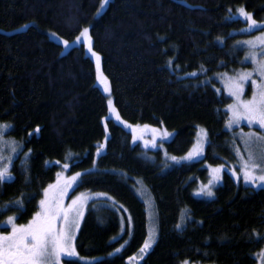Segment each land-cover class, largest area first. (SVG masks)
I'll return each mask as SVG.
<instances>
[{"label": "trees", "instance_id": "obj_1", "mask_svg": "<svg viewBox=\"0 0 264 264\" xmlns=\"http://www.w3.org/2000/svg\"><path fill=\"white\" fill-rule=\"evenodd\" d=\"M101 3L0 0V125H10L8 136L22 145L14 179L0 185V207L11 209L0 214V224L8 216L18 224L31 220L60 170L49 162L59 161L71 164L70 173L84 172L73 194L105 193L127 211L122 224L102 200L88 205L75 244L80 258H101L90 264H127L143 247L148 218L136 179L148 186L158 214V238L139 264H258L264 188L237 184L226 172L213 199L193 190L209 180L205 165L235 161L226 130L231 98L205 78L251 66L243 45L248 34L234 33L246 22L231 17L244 8L264 22V0H111L104 11ZM84 28L120 116L175 132L166 142L172 156L185 155L197 127L206 128L203 159L163 170L161 151L154 162L142 156L132 134L110 116L88 43L64 53L49 35L73 41ZM21 199L26 212L16 210ZM64 264L88 263L67 258Z\"/></svg>", "mask_w": 264, "mask_h": 264}, {"label": "snow or ice", "instance_id": "obj_2", "mask_svg": "<svg viewBox=\"0 0 264 264\" xmlns=\"http://www.w3.org/2000/svg\"><path fill=\"white\" fill-rule=\"evenodd\" d=\"M109 3V0H102L101 9ZM239 14L248 21L249 30L257 28L258 24L252 18L250 13H247L244 8H240ZM100 13L98 12L97 15ZM24 27H27L25 25ZM82 38L88 43V50L96 59V68L98 78L104 85L106 91H110L106 77L100 74V56L92 51V40L89 35V28H84L76 38V42H81ZM249 48V55L246 59H250L255 65L253 72H241L236 77H227L226 87L229 96L234 98V102L228 105V110L231 112L228 127L233 124H239L241 121H247L249 125L258 124L261 129H264V35L257 37L255 41H244ZM65 46L68 41H64ZM257 49H260L258 52ZM258 56L260 57L258 59ZM253 73L257 75V79H253ZM194 75V74H193ZM226 76V74H225ZM251 80L252 96L251 99H242L244 93V85ZM108 104L112 106V100H108ZM119 120V116L116 117ZM0 128V135L3 129ZM131 127V125H129ZM39 131V129H37ZM134 131H139V126ZM155 134L158 130L152 129ZM167 136V132L161 133ZM206 136V133H205ZM137 138L134 136V139ZM251 141L258 142L261 147L260 161H264V135H258L255 132L246 134L245 143ZM153 146H155L153 144ZM12 152H16V148H12ZM202 152L201 148H195L189 152L184 159H192L194 156H199ZM99 154V152L97 153ZM26 156L28 154H25ZM176 160V157H172ZM26 161H22V164ZM59 164V161H56ZM12 166V158L4 157L0 152V185L5 181H12L14 177L11 175L10 168ZM63 169L69 167L64 164ZM91 171V170H89ZM215 173H219L222 169H214ZM242 173L243 180L246 184L256 186H264V166L258 162L257 158L250 151L247 160L242 158ZM55 183L48 184L43 189V199L39 201V210L35 212L31 220L25 224H18L17 216H8L0 229H6L10 226V231L6 233L0 231V264H61L62 257H78L79 253L76 249L75 235L79 230L80 221L83 219L84 211L89 197L81 193L79 196L71 200L67 206L64 205V200L68 198V192L82 183L83 174L76 172L69 178H65L62 173H57ZM237 180L240 176L233 171ZM218 177H214V180ZM213 181L209 182L211 185ZM204 194L212 196L211 187L201 189ZM17 211L26 212L24 209L23 199L15 201ZM7 205L0 207V214L9 211ZM19 218H22L19 217ZM151 238V237H150ZM154 242V241H153ZM151 244L145 242L144 247L140 250L143 254L146 249L150 248ZM120 251V249H117ZM259 264H264V249L257 253ZM81 259H84L81 257ZM184 264H188L187 261Z\"/></svg>", "mask_w": 264, "mask_h": 264}, {"label": "rangeland", "instance_id": "obj_3", "mask_svg": "<svg viewBox=\"0 0 264 264\" xmlns=\"http://www.w3.org/2000/svg\"><path fill=\"white\" fill-rule=\"evenodd\" d=\"M110 1L111 0H109V2ZM106 6H104L101 11H104ZM239 9L240 8L237 9V12H235L231 18L242 19L243 21L246 22V26L239 31H235L234 33L239 32V33L248 34V37H246L244 39V41H255L257 37L264 35V22L257 21L258 27L249 30L248 21L243 16H241L239 14V11H238ZM49 35L53 40L62 44L64 53L68 52L74 46H79L80 44L85 43V41H86L82 38L81 42H76V39H75L73 41H68V45L65 46V44H64L65 40L64 39L60 38L58 35H56L52 32L49 33ZM243 45L247 50V54H246V57H247L249 55V48L245 43H243ZM257 51L259 52L260 49H257ZM259 58L260 57L258 56V59ZM245 61L250 63L251 66L245 67V68H240L238 71L233 72V73H222V74L209 75L205 78V80L207 82H211V80H216L220 86V87L216 86L217 90L219 92H221L223 90V92L227 96H229L228 89L226 87L227 77H236L237 74L241 73V72H253L255 65L252 63V61L250 59L245 58ZM205 72H206L205 69H202L201 71L194 72L193 74L194 75L205 74ZM225 74H226V76H225ZM252 78L257 79V82L259 83V79L257 78V75L255 73H253ZM100 84L105 89L104 85L101 82H100ZM108 85H109V83H108ZM252 91H253L252 82H251V80H249L244 85V93H243L242 99H251ZM105 92H106L108 100L109 99L112 100V106L111 107L109 106L111 118L116 123L121 125L123 128H125L128 132H130L132 134L133 142L140 145V147L142 148V156L144 158H146L150 161H153V162L157 161L158 157H157L156 152L161 151L163 154V159H164V161L162 162L163 170L170 169L174 166H180L182 164L195 162V161H198V160H201L204 158L205 153H206V147L208 144V132H207L206 128H204L202 126L197 127L194 144H193L192 148L185 155H183V156H172L166 152V142L173 138L175 132L170 131L164 127L154 126V125H150V124H140V123L135 124V123H130V122L124 120L120 116L118 110L115 107L111 92L106 91V90H105ZM229 97L231 98L230 104H232L234 102V98L231 96H229ZM226 111L228 112V116H229L227 124H226V130L229 131L233 136V151H234V155H235V161L234 162L227 161L226 163H222V164L217 165V166H212V165H208V164L205 165V167L208 169V172H209V180L206 183H200L197 186V188H195L193 190V195L197 198L213 199L215 197V189L223 183L224 174L226 172L231 174V176L233 177L234 181L237 184L250 186V187H253L255 189L264 188V186L258 187L256 185H253L250 183L246 184L243 180V173H242V158H243V160H247L248 153L250 151L257 158L258 162H261L262 166H264V161L259 160L260 154H261L260 144L258 142H255V141H251L248 144L245 143V137H246L247 133L255 132L258 135H264V129H261L258 124L249 125L247 121H241L239 124H233L231 127H228L229 120L231 118V112L228 110V106L226 108ZM117 115L119 116V120L116 119ZM129 125H131V127H129ZM2 126H5V124H3V125L1 124L0 128H2ZM7 126L8 127L6 129H3L2 135H0V152H2L4 157H11L12 158V165H13L14 160L17 158V156L19 155V152L22 149V145L19 142H17L15 139H13L12 137L8 136V132H9L11 127H10V125H7ZM137 126H139V131H134L137 129ZM152 129H157L158 131L154 134ZM163 132H167L168 135L166 137L161 135V133H163ZM205 133H206V136H205ZM134 136L137 138L134 139ZM153 144L155 146H153ZM13 147L16 148L15 153L12 152ZM194 147L195 148H201L202 149L201 154L199 156H194L192 159H184V157H187L189 152H191L194 149ZM172 157H176V160H173ZM49 164L51 165V164H57V163H56V161H51V162H49ZM66 164L69 165V167L66 170L63 169V167H62L64 164H62V163L58 164L60 166L59 173H62L65 178H69L72 175H75L76 172L70 173L69 171L71 168V164L70 163H66ZM218 168L222 169V171H220L219 173H215L213 170L218 169ZM233 171H235L236 174L240 176L239 180H237L236 175H233ZM10 172H11V168H10ZM80 173L84 174V172H80ZM11 175L13 176L12 172H11ZM214 177H218V178L214 180ZM56 179H57V177H56ZM56 179H55V181H56ZM55 181L52 183H55ZM210 181H213V183L211 185H209ZM77 186H74L73 189L68 192V198H66L64 200L65 206L69 205L71 203L72 199L79 196L81 193H84L89 197L85 211H84V215L88 209V205L91 202L102 200L103 204H106V205L110 206L111 208H113L119 212L121 219H122V224H124V216H123L122 209L126 213H127V211L121 205H119L117 202H115L109 195H107L105 193H101V192H92V191H81L77 194H73V191L76 189ZM209 186L211 187V191L213 193L212 196H208V195L204 194V192L201 191L202 188L207 189V187H209ZM133 188H134L136 194L139 196V198L142 201H144V203L146 205V213H147V218H148V237H147L145 242L150 243L151 247L146 249L143 254L141 253V251H139L136 254L135 258H131L127 264H139L142 261V259L152 250V248L154 247L156 240L158 238V229H157L158 214H157V210H156L155 200L152 197L148 186L146 185V183L142 179H136V184L133 186ZM185 216H187V218L189 220L191 219L190 214L188 213V209H186V208L183 211V217H185ZM81 223H82V220L80 221V226H81ZM129 223H131L130 219H129ZM184 226H186V220L185 221L182 220V222L179 224L178 227L183 228ZM8 228L10 231V226ZM79 229H80V227H79ZM0 231H3V230L0 229ZM78 231L76 232L75 239L77 237ZM143 247H144V245H143ZM67 258H70V257H62L61 264H64V259H67ZM71 258H79L81 261L88 263V264L96 262L99 259H101V258H84V259H81L79 256L78 257H71ZM256 259L258 260V264H259V259H258L257 255H256Z\"/></svg>", "mask_w": 264, "mask_h": 264}, {"label": "flooded vegetation", "instance_id": "obj_4", "mask_svg": "<svg viewBox=\"0 0 264 264\" xmlns=\"http://www.w3.org/2000/svg\"><path fill=\"white\" fill-rule=\"evenodd\" d=\"M133 258H135V256Z\"/></svg>", "mask_w": 264, "mask_h": 264}]
</instances>
